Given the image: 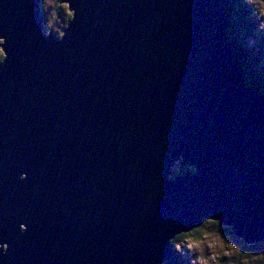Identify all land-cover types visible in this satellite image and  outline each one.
<instances>
[{
  "label": "water",
  "instance_id": "95a60500",
  "mask_svg": "<svg viewBox=\"0 0 264 264\" xmlns=\"http://www.w3.org/2000/svg\"><path fill=\"white\" fill-rule=\"evenodd\" d=\"M58 2L55 36L0 0V264H162L205 220L264 241V94L224 0Z\"/></svg>",
  "mask_w": 264,
  "mask_h": 264
},
{
  "label": "trees",
  "instance_id": "16d2710c",
  "mask_svg": "<svg viewBox=\"0 0 264 264\" xmlns=\"http://www.w3.org/2000/svg\"><path fill=\"white\" fill-rule=\"evenodd\" d=\"M57 1L55 7H58ZM223 6L228 21L226 26L228 45L239 58L245 73L246 83L254 90L264 94V31L261 35L256 31L260 22H257L248 0H224ZM42 15L44 16L43 13ZM67 15L69 19L70 13ZM249 39L251 40L250 44L248 43ZM1 57L2 54L0 59ZM191 169L190 167L187 170ZM202 226H206V228L203 229ZM203 232H210V234L219 235L222 238L231 237V240L238 244L240 255L248 260L257 258L258 264H264V241L245 244L240 238L235 237L227 226H222L219 221L212 220H205L201 226L185 233L180 232L171 238L170 242L173 247L171 255L162 264H184L186 259L192 261L193 256L191 255L183 257V262L180 254H178L179 249H181L180 245L183 242H189V240H200L203 238Z\"/></svg>",
  "mask_w": 264,
  "mask_h": 264
},
{
  "label": "rangeland",
  "instance_id": "374dc122",
  "mask_svg": "<svg viewBox=\"0 0 264 264\" xmlns=\"http://www.w3.org/2000/svg\"><path fill=\"white\" fill-rule=\"evenodd\" d=\"M248 1L257 22H260L259 26L256 27V31L261 35L264 31V0ZM55 3L56 0H41L40 12L41 15L43 13L45 16L42 15L44 31L59 36L60 31L69 20L67 14L70 12L64 2H58V7H55ZM250 42L249 39L248 43L250 44ZM1 54L2 50L0 48ZM202 228L204 229L206 226H202ZM237 245L231 240V237L222 238L219 235L210 234V232H203V238L197 241L183 242L179 251L180 254H183V256L180 255L182 257L193 256L192 261L186 259L189 264H258L257 258L248 260L240 255Z\"/></svg>",
  "mask_w": 264,
  "mask_h": 264
},
{
  "label": "clouds",
  "instance_id": "9594fccd",
  "mask_svg": "<svg viewBox=\"0 0 264 264\" xmlns=\"http://www.w3.org/2000/svg\"><path fill=\"white\" fill-rule=\"evenodd\" d=\"M173 248V247H172ZM178 254H180V251L178 252ZM180 255H182L183 256V254H180Z\"/></svg>",
  "mask_w": 264,
  "mask_h": 264
},
{
  "label": "flooded vegetation",
  "instance_id": "af4514ba",
  "mask_svg": "<svg viewBox=\"0 0 264 264\" xmlns=\"http://www.w3.org/2000/svg\"><path fill=\"white\" fill-rule=\"evenodd\" d=\"M177 164H179V162H176ZM177 164L175 166H177ZM190 168V167H189Z\"/></svg>",
  "mask_w": 264,
  "mask_h": 264
}]
</instances>
